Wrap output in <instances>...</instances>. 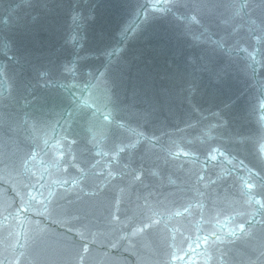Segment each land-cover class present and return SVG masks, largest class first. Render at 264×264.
<instances>
[{"label": "water", "instance_id": "obj_1", "mask_svg": "<svg viewBox=\"0 0 264 264\" xmlns=\"http://www.w3.org/2000/svg\"><path fill=\"white\" fill-rule=\"evenodd\" d=\"M0 264H264V0H0Z\"/></svg>", "mask_w": 264, "mask_h": 264}, {"label": "snow or ice", "instance_id": "obj_2", "mask_svg": "<svg viewBox=\"0 0 264 264\" xmlns=\"http://www.w3.org/2000/svg\"><path fill=\"white\" fill-rule=\"evenodd\" d=\"M249 187L251 188V187H252V185H249ZM239 227H240V229H241V230H243V229H244V225H243V224H241Z\"/></svg>", "mask_w": 264, "mask_h": 264}]
</instances>
